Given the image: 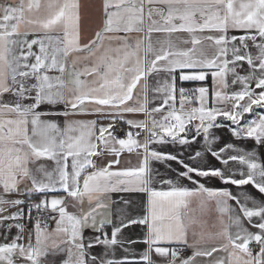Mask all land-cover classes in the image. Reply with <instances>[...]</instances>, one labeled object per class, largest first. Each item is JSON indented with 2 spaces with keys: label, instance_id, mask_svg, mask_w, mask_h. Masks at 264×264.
Returning a JSON list of instances; mask_svg holds the SVG:
<instances>
[{
  "label": "snow or ice",
  "instance_id": "1",
  "mask_svg": "<svg viewBox=\"0 0 264 264\" xmlns=\"http://www.w3.org/2000/svg\"><path fill=\"white\" fill-rule=\"evenodd\" d=\"M101 11L102 26L82 42L80 0L0 5V229L5 238L17 229L11 242L0 244V264H15L14 257L41 264L49 249L67 253L62 264H157L153 253L163 258L161 264H194L197 257L217 252L227 255L214 264H264V164L255 151L231 143L215 149L218 138L211 131L226 127L217 123L223 117L235 126L230 127L235 138L264 146V112L254 111L264 110V0H102ZM131 33L141 35L132 38ZM209 72L216 85L215 103L230 101V109L209 107L206 87L177 88V79L204 81ZM237 84L240 90L225 91ZM9 93L15 99L6 102L3 97ZM194 98L198 107L192 106ZM157 113H163L160 119ZM125 114H143L145 119H126ZM245 114L253 118L244 121ZM80 115L112 123L97 127L95 119H68ZM118 119L145 132V139L130 130L119 138L114 132ZM201 137L202 146L194 147ZM153 144H178L184 151H159ZM125 151L136 152L140 165L116 168ZM206 154L224 168L205 166ZM105 155L112 157L105 164L93 160ZM153 161L165 164L170 174L154 169ZM172 161L178 169H172ZM230 161L246 171L227 167ZM212 178L237 189L252 185L261 200L202 182ZM113 192L147 194V214L113 224L100 212ZM54 193L66 195L50 196ZM201 195L215 199L229 221L218 233L225 242L203 250L188 240L189 224L196 221L186 222L190 199ZM66 198L81 206L80 214L68 211ZM5 206L18 211L3 215ZM33 210L38 214L35 243L30 233L24 244L23 221L33 220ZM41 213H50L43 226ZM47 220L55 222L52 231ZM133 224L145 226L143 240H125L123 229ZM85 229L94 235L85 237ZM125 243L147 248L140 259L116 258L117 246ZM98 246L102 251L94 253ZM189 247L193 253L185 258L182 253Z\"/></svg>",
  "mask_w": 264,
  "mask_h": 264
},
{
  "label": "crops",
  "instance_id": "2",
  "mask_svg": "<svg viewBox=\"0 0 264 264\" xmlns=\"http://www.w3.org/2000/svg\"><path fill=\"white\" fill-rule=\"evenodd\" d=\"M10 3H19V0H0V5H7ZM81 3V14H82V42L86 39L91 38L94 36L95 31L99 29V27L102 26V11H101V4L102 0H80ZM207 34V33H205ZM232 34V33H230ZM237 35H240L242 33H235ZM132 38H135L138 35H141L139 33H131L130 34ZM178 36L187 37L188 34L186 33H179L176 34ZM23 37H18V39H22ZM32 37L29 36L28 39H31ZM207 43V42H206ZM34 51H37V49L33 48ZM253 53H255V49H250ZM245 69H247V65H244ZM241 71V74H245L243 70ZM50 75H58V73H50ZM67 78V77H66ZM179 82L182 84H185V89H197L199 87H206L209 90L208 95V106L209 107H221L230 109L232 102L227 103H220L216 104L214 101V90L216 89V85L213 81V77L211 76L210 72L207 76L206 80L204 81H180L177 79V88L179 89ZM229 82H231V77L229 76ZM151 83V78H150ZM196 84V87H190L189 85ZM240 85H232L225 91L232 92V91H238L240 90ZM152 93H149V98L151 99ZM198 96V93L196 94ZM15 98L9 93L5 94L3 97V100L6 102H11ZM30 102V101H25ZM159 101H156V104H158ZM153 104H149V107L151 108ZM193 107H198V100L194 98L192 101ZM46 106H42V108H45ZM62 108V106H60ZM177 107H179V95L177 94ZM254 111H260L264 112V110H255ZM163 113H157L155 114L156 119H160ZM126 119H135V120H143L145 119V116L143 114H125ZM253 118L252 114H245L244 121ZM45 119H55L59 120L61 123H63L64 118L63 117H45ZM70 120H98L97 127L103 125L107 126L108 124L112 123L109 119H103L99 118L95 115H80V116H70L68 117ZM244 121H241V124L244 123ZM198 123V121H194L193 124ZM217 123H223L226 125V127H220V128H214L212 129V134L218 138L217 143L213 145L215 149H218L226 144H233L238 149H242L244 151H255L257 153L258 162L264 164V146H259L256 144V142L253 139L245 138V139H237L235 138L231 131L230 127H235L234 125H231L230 121H227L223 117H218ZM191 127V125H190ZM133 131V132H140V136L137 137L140 141H143L146 137V133L143 132L140 129H130L128 125H126L122 120H117L115 123L114 132L119 138H126L125 133L127 131ZM189 135H192V133H189ZM203 140L202 137L197 140V143L194 147L202 146ZM151 148H155L159 151H167L172 152L174 154H179L180 152L184 151L183 147L180 145H173V144H163V145H157L153 144L150 145ZM142 153V149L140 150ZM237 154V153H232ZM109 159H112L111 156L105 155L104 157H93V160L98 164H105ZM205 166H211L216 168H224V165H222L219 161H217L214 157H212L210 154H206L203 158ZM140 157L137 155L136 152L128 153L124 152L120 156V164L116 166V168L119 169H125V168H134L140 165ZM38 163L45 164L49 168L53 167L52 162L41 160ZM172 165V169H178L179 165L176 164V162L172 161L169 162ZM151 166L154 169L159 170V172L162 175H169V171L166 170L165 164L160 162L153 161L151 163ZM30 167H35V165H30ZM229 168H232L236 170L237 172L244 170L246 171V166L240 165L236 161H230L229 165L227 166ZM182 170V169H181ZM237 178H239L237 176ZM206 184L207 187L212 189H222V188H229L233 193L243 192L244 194L252 197L253 199H256L257 201L261 200V194L258 193V191L252 186V185H245L242 186L240 189H237L234 185H225L221 183V181L218 178H212L208 180H202ZM27 182H25L26 184ZM186 187H194L193 185L189 184L187 181L183 182ZM25 184L21 185V188L25 187ZM158 189L160 188V185H154ZM165 190L167 189V185L163 186ZM51 195H66L63 193H54ZM16 198V197H12ZM33 200H38V197H33ZM147 200L148 196L145 193H138V192H113L107 194V198L105 199V203L107 207L100 209V212L103 213V215L109 219L112 220L113 224H120L122 220L127 221L130 218L134 217H140L143 215H146L148 212L147 207ZM65 203L68 206V211L70 213H76L80 214L81 206L77 204L72 198H66ZM230 203H233L230 201ZM7 208V211L3 213V215H10L11 213H14L18 211V208L16 207H10L5 206ZM24 207L25 210L27 208V205L21 206ZM83 211L89 210V205L87 203V199L85 198V203L83 204ZM187 216H186V222L189 219L195 220L196 223L189 224V232H188V240L190 245H194L195 248L199 249H209L211 247H219L221 244H223L225 241H223L221 238L218 237V233H220L223 228L229 223L228 221V215L221 216L217 203L215 199H209L204 195L192 197L190 199L189 207L186 210ZM50 214V213H49ZM99 218V217H98ZM255 219V218H254ZM223 221V223L221 222ZM6 223H16L15 221H7ZM23 223L26 225L25 233H24V240L20 241L21 243L27 244L28 243V235L31 233L33 240L32 242L35 243V233H34V222H29L27 219L23 221ZM49 231H52L55 228V222L50 220ZM246 227H251L247 224V221H245ZM112 225H109L106 228V231H111ZM255 231V229H251ZM17 229L13 228L11 232H8L7 238H5V230L0 229V244L9 243L11 242L12 238L16 235ZM201 233H203V237L201 236ZM85 237L91 238L94 233L91 229H85ZM146 234L145 226L133 224L130 225L128 228L123 229L122 235L124 236L125 240H137L141 241L144 239ZM62 247H64L62 245ZM124 248H128L129 251L125 252ZM147 248V245L143 243H134V244H128L125 243L124 247L121 248L117 246L116 248V258H125L128 259H140L141 254L143 251ZM190 253L187 256L183 257H190L193 253V248L189 247ZM102 251L101 247H97L93 249L94 253H100ZM227 253L225 252H217L212 257H197L194 261V264H214V261L220 257H226ZM152 258L154 261L157 262V264H161V261L163 258L157 256L155 253H153ZM15 261V264H29L24 259H18L16 257L13 258ZM68 259V255L66 252H60L59 254H53L52 250L49 249V255L47 257L41 258V264H62L63 261Z\"/></svg>",
  "mask_w": 264,
  "mask_h": 264
},
{
  "label": "built area",
  "instance_id": "3",
  "mask_svg": "<svg viewBox=\"0 0 264 264\" xmlns=\"http://www.w3.org/2000/svg\"><path fill=\"white\" fill-rule=\"evenodd\" d=\"M194 100V99H193ZM192 100V101H193ZM25 213L27 214V208L25 210ZM37 212L35 210L32 211V217H33V220L31 222H35V219L37 217ZM49 215V213H41L40 216L42 217V226H43V220L46 219V217ZM47 224L49 225L50 224V220H47L46 221ZM190 253V250L187 248L183 253H182V256H187L188 254Z\"/></svg>",
  "mask_w": 264,
  "mask_h": 264
},
{
  "label": "trees",
  "instance_id": "4",
  "mask_svg": "<svg viewBox=\"0 0 264 264\" xmlns=\"http://www.w3.org/2000/svg\"><path fill=\"white\" fill-rule=\"evenodd\" d=\"M178 86H179V88H180V87H184V86H186V85H185V84H182V83L179 82V85H178ZM189 86H190V87H196L197 85H196V84H192V85H189Z\"/></svg>",
  "mask_w": 264,
  "mask_h": 264
}]
</instances>
